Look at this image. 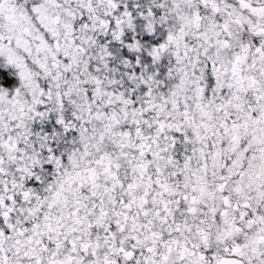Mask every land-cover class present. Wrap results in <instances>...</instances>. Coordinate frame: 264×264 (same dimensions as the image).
<instances>
[{"label":"snow or ice","instance_id":"1","mask_svg":"<svg viewBox=\"0 0 264 264\" xmlns=\"http://www.w3.org/2000/svg\"><path fill=\"white\" fill-rule=\"evenodd\" d=\"M0 264H264V0H0Z\"/></svg>","mask_w":264,"mask_h":264}]
</instances>
